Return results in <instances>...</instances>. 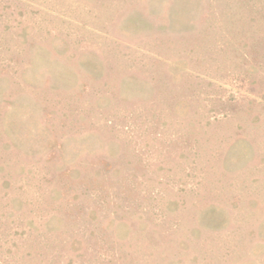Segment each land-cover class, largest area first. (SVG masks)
<instances>
[{"label":"rangeland","instance_id":"obj_1","mask_svg":"<svg viewBox=\"0 0 264 264\" xmlns=\"http://www.w3.org/2000/svg\"><path fill=\"white\" fill-rule=\"evenodd\" d=\"M0 264H264V0H0Z\"/></svg>","mask_w":264,"mask_h":264}]
</instances>
